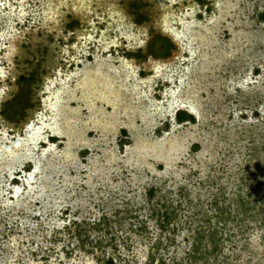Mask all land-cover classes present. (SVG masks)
<instances>
[{"label": "rangeland", "instance_id": "374dc122", "mask_svg": "<svg viewBox=\"0 0 264 264\" xmlns=\"http://www.w3.org/2000/svg\"><path fill=\"white\" fill-rule=\"evenodd\" d=\"M198 228L264 264V0H0V264H176Z\"/></svg>", "mask_w": 264, "mask_h": 264}, {"label": "trees", "instance_id": "16d2710c", "mask_svg": "<svg viewBox=\"0 0 264 264\" xmlns=\"http://www.w3.org/2000/svg\"><path fill=\"white\" fill-rule=\"evenodd\" d=\"M181 118L183 119L184 117H181ZM193 148H196V146H194ZM149 195L150 197H152L151 191L149 192ZM246 204L249 205L251 203L250 201L244 202L243 200H240L237 206V212L239 213L241 212V215H243L244 217L247 216L246 215L247 212H251V210L255 209L256 207L254 206V207L248 208L246 207L247 206ZM238 214H236V216L234 215L235 217L233 216L232 220L233 221L236 220V223H237L236 225L241 226L242 223H244L245 219L243 217L242 218L238 217ZM157 215H158V218L161 219V222L159 224L160 230L163 232L167 231L175 235L177 233V228H175L172 225V229L171 230L168 229L171 223L176 219L174 209L164 207L163 211L161 212L159 211ZM249 216H251L249 217L251 218V220H254L255 213L254 215L251 213ZM217 233L218 232L215 231L213 228H210L208 230H201L200 228L196 229L195 233H193V235L190 237L191 239L190 247L187 253L185 254L187 257L185 259L186 262L181 261L176 264H210L208 263L210 260L209 257L210 258L214 257L215 255H217V252L220 251L219 244L221 240L219 239V237L217 238ZM214 264H218V263H216L215 261ZM224 264H228V263H224Z\"/></svg>", "mask_w": 264, "mask_h": 264}, {"label": "bare ground", "instance_id": "6f19581e", "mask_svg": "<svg viewBox=\"0 0 264 264\" xmlns=\"http://www.w3.org/2000/svg\"><path fill=\"white\" fill-rule=\"evenodd\" d=\"M164 19V18H163ZM159 27H160V29L159 28H157V30L158 31H160V32H162V33H164L165 35H167V36H170L171 38H172V40L175 42V43H179V37L178 36H176V34H174L172 31H170V30H168L167 29V26L165 25V20H162V21H160V23H159ZM121 38L123 39V40H125L124 38V36L123 35H121ZM118 48H120V44L118 43V42H116V43H113V44H108V45H105L104 46V53H109V51L112 49H118ZM127 50H129V51H134L135 49H137L138 47H134V48H129V47H125ZM116 61L118 62V63H120L121 61H122V59L121 58H116ZM154 66V65H153ZM151 68H152V66H150V65H147V67H146V70L148 71V70H150L151 72H152V74H153V76H152V78L154 77V78H156V77H159L158 76V71H156V69H152L151 70ZM96 72H98L99 71V68L98 67H95V69H94ZM95 72V73H96ZM100 72V71H99ZM102 74V73H101ZM100 73H98V75H100V76H102ZM130 76L129 75H126V78H129ZM82 78H84V80L85 81H89V78H90V74H89V72H86L83 76H82ZM103 78V77H102ZM84 80H82L83 82V84L84 83H86ZM149 82H152L151 80H148ZM166 81H169V80H166ZM109 82V81H108ZM103 83V85L102 86H100L101 88H100V91H97V92H95L94 94H96L97 95V97L99 98V100H101L102 102H104V90H106V88H104V82H102ZM85 86H86V84H84V86H80L83 90L85 89ZM82 90V91H83ZM85 91V90H84ZM61 94L62 95H60L59 97H61V96H65V98H67V100H73V95H74V92H71V91H68V92H61ZM89 94V93H88ZM163 96H164V94H163ZM166 97H167V95H166ZM52 99H54L53 100V102H54V104L56 105V103H57V95H54L53 96V98ZM84 99H85V94L84 93H82V97L80 98V100H83L84 101ZM105 103H107L108 105L110 104V102H109V100H105ZM45 107H47V110H50V112H55V110H56V107L54 106V107H48V106H45ZM178 107V106H177ZM181 107H183V106H181ZM49 120H50V123H51V125H55V128H53V127H48V128H46V132H48L49 133V135H53V136H56V137H58V138H63V137H65V130L63 129V127H61V131L58 129V127H57V125H58V123H57V117L55 116V113H54V115H52L50 118H49ZM100 124H98V126L99 127H101V125H102V123H101V121L99 122ZM43 139L45 140L46 139V136H43ZM50 141V140H49ZM42 142H45V141H42ZM46 143V142H45Z\"/></svg>", "mask_w": 264, "mask_h": 264}, {"label": "flooded vegetation", "instance_id": "af4514ba", "mask_svg": "<svg viewBox=\"0 0 264 264\" xmlns=\"http://www.w3.org/2000/svg\"><path fill=\"white\" fill-rule=\"evenodd\" d=\"M157 28H159L160 29V27H155V30H157ZM158 31V30H157ZM159 33H160V35L162 36V37H160V41H161V45H162V48L160 49V51H158V52H160L159 54H161L163 57H165V56H168V53H169V50H171L172 48H173V46H175V47H177L178 46V44L177 43H175L173 40H172V38L170 37V36H167V35H165L164 33H162V32H160V31H158ZM169 41H168V40ZM177 45V46H176ZM174 49V48H173ZM127 50V49H126ZM139 50V49H138ZM138 51H136V52H132V51H129V50H127V53L128 54H131V55H133V53H137ZM147 54L150 56V55H152V51H151V48H148V51H147ZM38 63V62H37ZM31 75H32V71H30V72H28V74L26 73V75L25 74H21V75H19L18 76V78H17V80H19L20 78L22 79V80H25V81H27V80H29V79H27V78H30L31 77ZM26 76V77H25ZM18 87H19V85H17ZM19 93V90H17V92H16V94H18ZM15 94V95H16ZM176 112H177V114H178V118H179V120L180 121H190L191 119H192V116H193V114H192V112L191 111H188V110H184V107H177V109H176ZM183 115H185V116H183ZM181 117H184L183 119L181 118ZM49 140H51V138L49 137L48 138V141ZM51 142V141H50Z\"/></svg>", "mask_w": 264, "mask_h": 264}]
</instances>
